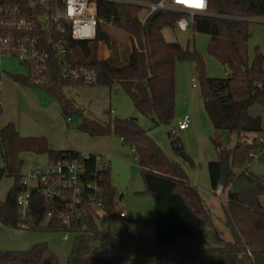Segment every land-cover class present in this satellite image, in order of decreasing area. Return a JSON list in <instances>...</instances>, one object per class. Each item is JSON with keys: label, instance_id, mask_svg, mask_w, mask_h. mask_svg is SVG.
Segmentation results:
<instances>
[{"label": "trees", "instance_id": "1", "mask_svg": "<svg viewBox=\"0 0 264 264\" xmlns=\"http://www.w3.org/2000/svg\"><path fill=\"white\" fill-rule=\"evenodd\" d=\"M24 2L0 0V4ZM97 7L100 22L97 39L72 42L70 60L93 69L98 77L96 85L119 84L139 114L151 118L155 127L169 125L175 119L176 62H196L204 108L215 133L228 132L237 137L230 150L217 146L221 159L208 165L213 191L222 186L223 193H227L224 210L232 240L221 248L205 246L204 233L213 227V219L183 165L172 162L136 118H112L111 113L106 122L85 119L79 129L93 138L119 137L124 144L143 151L141 176L144 193L154 198L152 220L136 221L132 231L125 226L124 238L117 240L98 227L91 212L69 225L57 217H48L45 203L36 196L30 215L22 218L17 204L23 189L22 155L35 153L56 160L79 153L52 150L46 138L22 137L16 126L9 123L0 129V182L12 178L14 185L5 201H0V222L15 230L74 234L76 238L66 264H126L116 251L120 246L136 254L153 256L156 264H264V206L260 203L264 185L249 174L246 178L256 184L254 188L241 193L231 190L245 176L249 157L263 150L259 143L264 134L263 122L261 117H252L250 109L255 105L264 108V56L257 51L250 64L248 42L249 19H264V0H208V15L195 18L192 30L209 37V54L229 69V76L224 79L206 77L204 61L195 50L165 40L164 29H174L183 14L162 12L142 26L138 19L140 7L136 4L98 0ZM108 24L117 27L128 39L123 62L118 43L104 29ZM102 42L112 46L114 59L99 58ZM11 77L21 87H35L29 77ZM52 78L51 85L36 88L54 97L61 105L64 119L71 120L79 110L64 93V86L70 83L64 82L58 73L53 72ZM168 137L175 154L193 166L179 134L173 131ZM103 188L110 227L121 219L116 215L117 194L109 169L104 175ZM0 264H59V261L48 244L40 243L26 252L0 250Z\"/></svg>", "mask_w": 264, "mask_h": 264}, {"label": "rangeland", "instance_id": "2", "mask_svg": "<svg viewBox=\"0 0 264 264\" xmlns=\"http://www.w3.org/2000/svg\"><path fill=\"white\" fill-rule=\"evenodd\" d=\"M104 29L118 43L120 60L123 62L126 55V46L129 45L127 37L114 25L108 24ZM249 29L251 37L248 42V52L250 64H252L257 51L264 56V19H249ZM163 34L167 42L178 43L184 49L195 50L204 61L206 77L224 79L229 76L230 72L226 66L209 54V37L207 35L194 33L192 28L186 32L176 28H166ZM72 52L77 54L75 50H72ZM99 58L104 60L114 59L115 54L112 46L109 47L103 42L100 43ZM3 65L7 73V79H12L11 76L23 75L26 72V69L19 65L17 60L4 59ZM262 66L264 69V60ZM175 78V119L169 125L155 127L151 118L141 116L131 98L119 84H114L112 87L107 85L68 84L64 86V93L73 102L74 107L79 110V114L73 115L69 126H65L61 105L52 97L59 117L48 125L47 129L51 139L44 135H37L42 132L38 130L35 123L32 126L28 125L26 121L34 122L32 118L35 114H19V102L16 104L13 99H10V101H5L2 104L1 92L0 128L7 123V120L20 118L25 121L23 124L24 133L21 131L23 136L45 137L49 145L55 150H73L80 154H111L114 158L110 166L111 183L117 191L118 202L116 211L126 212L128 220L125 224L128 225V230L132 231L137 220H152L154 216V198L150 194L144 193L145 186L141 176L144 163L143 151L140 148H134L138 157H142L141 161L140 159L136 161L137 155L132 152L133 146L124 144L121 138L113 135L93 138L79 128L85 119L106 122L109 113H111L112 118L138 119L141 128L156 141L168 158L172 162L183 165L190 181L203 196H206L207 205L216 209V212L213 213L215 228H209L205 231L204 242L207 248H221L224 246V240L230 241L231 236L223 221V213H219V211H222L221 204L218 205L219 209L214 206L218 202L211 186L208 165L210 162L221 159V151L218 150L217 146H222L224 150H230L235 146L237 137L228 132H221L219 135L215 133L204 108L195 61L178 60L175 67ZM45 93L47 92L45 91ZM259 109H261L260 106H253L250 115L252 117H263L261 112L263 110ZM185 116H189L191 119L190 129L187 132H178V134L194 162L193 166L186 164L175 154L168 137L170 132H177L179 121ZM16 126L18 127V125ZM261 136H264V134ZM257 155H259L258 158L249 157L246 168L264 181V149L253 154V156ZM22 159L24 161L22 175H28L34 168L44 167L49 163L47 155H37L35 153H24ZM13 185L14 180L12 178H4L0 182V201H5ZM250 186H253V184L242 177L235 184L234 191L241 192ZM260 200L264 204V194ZM122 227L121 223L112 225V234L115 237L121 236ZM75 238L74 234L15 230L0 222V250L26 252L34 245L46 243L57 256L59 264H66ZM123 255L126 258V264H143L138 263L137 261L140 259L134 257L130 251H126Z\"/></svg>", "mask_w": 264, "mask_h": 264}, {"label": "built area", "instance_id": "3", "mask_svg": "<svg viewBox=\"0 0 264 264\" xmlns=\"http://www.w3.org/2000/svg\"><path fill=\"white\" fill-rule=\"evenodd\" d=\"M97 1L25 0L24 4H0V68L4 59L17 60L35 87L51 85L53 72L66 83L96 85L98 77L93 69L71 62L70 45L97 39L100 23ZM109 1L138 5L142 26L156 13H181L183 16L175 28L182 32L192 28L197 16L208 15L209 11L208 0ZM190 122V117L185 116L178 129H188ZM259 143L264 149V136ZM111 159L105 154L79 153L75 157L49 160L46 166L23 175V189L17 198L21 217L30 215L36 196L45 203L48 217H57L65 225L91 212L98 227H109L103 183ZM215 193L221 197L223 187L218 186ZM116 215L126 218L124 212Z\"/></svg>", "mask_w": 264, "mask_h": 264}, {"label": "crops", "instance_id": "4", "mask_svg": "<svg viewBox=\"0 0 264 264\" xmlns=\"http://www.w3.org/2000/svg\"><path fill=\"white\" fill-rule=\"evenodd\" d=\"M1 73H4V76L1 75ZM26 72H24V74L22 76H25ZM6 71L4 69V65L2 66V68H0V92L2 93V100H1V103H5V101H10V99H13L16 104L19 102V105H18V108H19V114H35L34 117L32 118L34 122L32 121H26L28 123V125H33V123H35L38 127V130L42 133H38L37 135H40V136H45L47 138H50L51 139V136L49 134V130L47 129L48 128V125L49 123H52L54 119H58V112H57V107L56 105H54L55 101H53L52 99V96L49 95L48 93H45L44 90L37 88L36 87H21L19 86L18 84H16L14 81H12L11 79H7L6 78ZM21 76V75H20ZM9 80V81H8ZM11 81V82H10ZM5 82V83H4ZM7 82V83H6ZM4 91V93H3ZM14 102V103H15ZM259 106V105H258ZM261 107V106H260ZM54 108V110H53ZM259 110H263L261 111L262 112V115L263 117H261L262 119V122H263V129H264V108L261 107V109ZM251 111V109H250ZM251 113V112H250ZM189 117V116H188ZM138 120V119H137ZM183 119H181L179 121V123L182 121ZM191 120V119H190ZM66 120L64 119V123H65V126H69V123H71V120L70 122H65ZM24 122L23 120H21L20 118H11V120H7V123L4 124L1 128H3L4 126H6L7 124L9 123H12L14 124L15 126L18 125V127L16 126L18 132L20 133V135L22 137H25L23 136L22 132L24 131ZM139 122V121H138ZM179 125V124H178ZM190 125H191V122H190ZM190 125L188 127V129L184 130V131H180L179 129H177V133L178 132H187L189 129H190ZM0 128V129H1ZM22 131V132H21ZM24 133V132H23ZM219 135V134H218ZM44 137V138H45ZM50 148L52 150H55L54 148H52L50 146ZM55 151H65V150H55ZM132 152L137 155V152L136 150L133 148L132 149ZM107 155V154H105ZM111 156V162L110 164L108 165V169L110 171V175H111V164L114 160L113 156L111 154H108ZM23 156V155H22ZM259 155L257 156H253V157H257L258 158ZM136 161H139V157L138 155L136 156L135 158ZM240 173V172H238ZM245 176H242L244 177L245 179L247 175L249 174H252L254 176H256L255 174H253L252 172H250L247 168L245 170ZM241 177V178H242ZM257 178H259V180L263 183L264 185V181L262 178L256 176ZM248 181V180H247ZM249 182V181H248ZM192 183V182H191ZM237 183V182H236ZM235 183V184H236ZM251 184H253V186H250L249 188H246L245 190L241 191V192H244L248 189H251V188H254L256 186L255 183L253 182H250ZM193 184V183H192ZM235 184L232 186L231 190L232 192L234 193H241V192H236L234 191V186ZM195 186V185H193ZM196 187V186H195ZM197 188V187H196ZM116 190V189H115ZM200 192V191H199ZM116 194H117V191H116ZM201 194V197L202 199L204 200L205 204L207 205V202H206V196H203V194L200 192ZM215 198H216V201L218 203L214 204V206H216L217 209H219V204H221L222 206V211H219V213H223V221L225 222V225H226V215H225V210H224V205L226 204L227 202V193L224 194L223 196L221 197H218L215 193ZM261 199V198H260ZM220 202V203H219ZM260 203L262 204V206H264V204L262 203V201L260 200ZM118 202H117V195H116V206H117ZM207 207L209 208L210 212H211V216H212V219H213V213L216 212V209L213 208L212 206L210 205H207ZM121 212H124V211H121ZM121 212H118L116 211V213H121ZM126 214V212H124ZM220 213V214H221ZM128 220V217H127V214H126V218L124 219H121L117 224L121 223L122 224V235L119 236V237H115L113 234H112V230H111V226L110 227H100V229L103 231V232H108L114 239H117V240H122L124 238V235H125V229L127 226L128 228V225L125 224V222H127ZM139 221V220H137ZM116 225V224H115ZM226 227L228 228V226L226 225ZM212 228H215V222L213 220V227ZM228 230L230 231V229L228 228ZM119 233V232H118ZM230 236H231V240H232V234L230 232ZM230 240V241H231ZM230 241H227V240H224V243L225 242H230ZM205 244V242H204ZM119 250V251H118ZM116 251L122 255V257L124 258L125 260V263L126 262V258L124 257V253L126 251H130L128 249H126L125 247L123 246H120V247H116ZM132 252V251H130ZM133 253V256L136 257V258H139L140 260H138L137 262H141L143 264H156V261H155V258L153 256H146V255H140V254H136L134 252Z\"/></svg>", "mask_w": 264, "mask_h": 264}, {"label": "water", "instance_id": "5", "mask_svg": "<svg viewBox=\"0 0 264 264\" xmlns=\"http://www.w3.org/2000/svg\"><path fill=\"white\" fill-rule=\"evenodd\" d=\"M159 16V13H156L151 19L154 20L155 18H157Z\"/></svg>", "mask_w": 264, "mask_h": 264}]
</instances>
